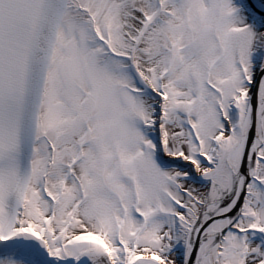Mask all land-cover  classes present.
<instances>
[{
    "label": "snow or ice",
    "instance_id": "6c2138e0",
    "mask_svg": "<svg viewBox=\"0 0 264 264\" xmlns=\"http://www.w3.org/2000/svg\"><path fill=\"white\" fill-rule=\"evenodd\" d=\"M0 264H264V0H0Z\"/></svg>",
    "mask_w": 264,
    "mask_h": 264
}]
</instances>
